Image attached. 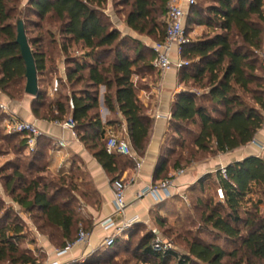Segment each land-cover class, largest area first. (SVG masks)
I'll return each mask as SVG.
<instances>
[{"label":"trees","instance_id":"16d2710c","mask_svg":"<svg viewBox=\"0 0 264 264\" xmlns=\"http://www.w3.org/2000/svg\"><path fill=\"white\" fill-rule=\"evenodd\" d=\"M108 1L29 0L23 5L22 0H0V90L14 102H21L27 96L26 84L23 86L26 65L17 44L20 22L24 24L38 76L46 70L48 61L43 45L59 46L63 42L61 51L65 56L71 47H79L84 55L80 59L66 56V82L61 84L68 86L71 93L46 105L45 93L40 89L39 96L33 98L32 112L39 120L64 122L72 119L77 137L94 152V157L113 182L124 171L132 169L135 160L109 154L106 150V132L100 116V88H106L105 107L125 118L133 150L137 157H143L153 121L146 115L133 78L141 75L140 78L155 83L154 76L160 73L154 68L156 55L151 47L122 36L110 26L104 13ZM202 1L208 5L190 7L186 30L202 27L216 33L204 34L196 41L189 40L183 47V57L190 64L178 74L185 88L191 85L193 89H208L209 92L199 95L187 89L175 96L170 134L155 173V181L159 182L173 178L167 176L168 164L174 170L182 171L206 157L234 152L251 144L264 126V79L257 75L263 68L262 60L256 55L264 48V0ZM169 2L123 0V8H128L124 12V24L142 37L163 43ZM52 22H57L59 27L53 29ZM28 25L33 29H28ZM37 30L40 35L30 37L31 32ZM208 103L212 106L206 105ZM43 109L46 110L43 112ZM0 112V127L5 130L8 117ZM186 126L198 128L190 143L181 141L183 134L193 135ZM16 136L21 139V149L27 152L26 140ZM42 140L39 139L36 152L29 155H39ZM11 170L9 175H4L5 169L0 170L6 197L29 214L40 212L41 230H50L48 237L59 249H65L77 240L80 225L89 233L91 222L82 219L72 209L71 198L58 201L61 192L57 185L30 180L27 171L20 167ZM42 170L39 168L37 172H44ZM226 170L228 179L220 178L217 173L216 183L224 191L225 202L213 204L207 201L203 205L199 197L197 202L205 209L201 214L204 226L216 233V240H224L233 249L193 236L185 241L184 254L174 249L156 252L153 246L157 234L147 232L133 249L134 258L140 260L139 263L264 264V214L261 211L264 160L251 156L231 163ZM62 172L65 173L63 167ZM210 176L204 177L199 185ZM58 178L59 186L66 190L73 193L81 190L77 174ZM201 191L200 195L204 194ZM88 196L91 193L82 191V198ZM187 196L190 200V195ZM255 196H259L258 201L253 199ZM168 201L159 203L158 210L167 206ZM4 205L5 202L0 200V262L36 264V260L20 247L25 236L24 226L16 216L12 218L10 209H4ZM156 223L165 226L159 217ZM135 227L139 228V225ZM133 234L132 237H137L139 232ZM122 239L117 238L107 252H114ZM127 243L133 244V241ZM91 264H99V261Z\"/></svg>","mask_w":264,"mask_h":264},{"label":"crops","instance_id":"0c3cea01","mask_svg":"<svg viewBox=\"0 0 264 264\" xmlns=\"http://www.w3.org/2000/svg\"><path fill=\"white\" fill-rule=\"evenodd\" d=\"M197 29L200 30L202 27H197L194 32H197ZM121 32L124 36H129L151 47L147 43L148 38L134 33L125 24L122 25ZM61 78L66 79V67L62 69ZM154 78H156V85L155 83H149V92L142 91V96L139 97L146 109V115L153 121L145 155L143 157H138L141 167L137 170V164L135 162L132 169L124 171L119 177L128 182L132 181L127 191V202L129 206L126 214L128 219L138 218L136 225L139 226H150V224H152V219L156 216L160 204L152 197L147 196L140 200H136V195L148 186L159 182L155 181V173L162 148L165 145L167 136L170 134L171 107L175 96L181 92L187 91L184 84L180 82L178 72H171L166 75L158 74L154 76ZM105 93L106 88L101 87L99 97L100 116L105 132L107 133L112 130L116 133H120L123 130H127L125 118L120 113H112L105 107ZM55 95H57V93ZM29 98L31 97L27 96L26 99L21 102H14L4 96L2 100L8 106L11 113L17 118L26 121H37L39 123L44 134L43 143L48 146V151L52 153V159L50 160V167L52 170H58L63 167L66 175L77 174L80 189L84 192L91 193V196L82 198L84 202V214L82 215V219L91 222L88 243L86 245L74 246L72 250L63 257H57L56 252L62 249L54 247L49 237L48 240H44L43 243V248L48 251V263L58 261L61 264H76L78 261L88 258L98 251L107 249L103 246V243L108 233L103 230L100 224L106 219L113 217L115 214L111 186L112 179L98 163L94 157V152L84 145L79 138L74 137L71 130L64 129L56 125L53 121L37 119L32 112L33 98ZM52 100L53 102L56 101V97ZM108 123H111V125ZM61 139L66 141L67 148L60 149L57 147V142ZM255 140L264 141V126L257 133ZM251 156H257L264 160V156L260 155L258 148L253 143L228 154L206 157L194 163L192 166L183 169L184 175L177 177L175 184L179 188L180 193H185L186 195L194 193L199 195L202 192L201 189L205 192L208 183H217V171L221 167H227L231 163L243 161ZM56 158L60 159L57 166H54ZM166 171L168 177H175L177 172L181 170H174L172 165L168 164L166 166ZM207 175L211 176L205 183L199 185V182ZM0 187L1 190L4 191L3 186L0 185ZM180 199L183 200L181 197L177 196L173 198V200L171 199V201ZM9 200L11 201V199ZM169 202L170 201L167 203ZM13 204L15 205V203ZM81 227L83 226L80 225V228Z\"/></svg>","mask_w":264,"mask_h":264},{"label":"rangeland","instance_id":"374dc122","mask_svg":"<svg viewBox=\"0 0 264 264\" xmlns=\"http://www.w3.org/2000/svg\"><path fill=\"white\" fill-rule=\"evenodd\" d=\"M122 1L123 0H109L104 10L105 16L107 17L110 26L120 32L122 29V25L124 24V12L128 11V8H123ZM176 1L182 3L186 2L187 0ZM194 1L195 5H201L205 7L206 5H208V3H204L202 0ZM28 2L29 0H22L23 5H26ZM45 27L47 28L46 25ZM51 27L53 29H56L57 27H59V24L57 22H52ZM196 28H194L193 30H191V28H187L186 30L187 38L191 41H196L202 38L204 34L211 33L213 35V33H216L210 32L206 28H202L200 30L197 29V32H194ZM28 29L31 30L33 28L28 25ZM121 34L122 36H124L122 32ZM38 35H40V32L37 30L31 32L30 37H36ZM147 43L151 47H153L155 41L151 38H148ZM62 45L63 42H60L59 46H51L47 43L46 45H43L48 61L46 70L43 73L39 74V87L43 91V93H45L46 105H48V103L50 102H53L52 99L54 97H56L57 100L61 95H69L71 93V90L68 86L61 85L62 83L66 82L65 78H61L63 67H67L66 56L72 59H80L84 55L83 51H81L79 47H71L70 52L65 56L61 51ZM262 52H264V48L262 49V51L256 53L260 60V54ZM257 75L264 79V72L262 70L261 74L258 73ZM140 77L135 76L133 79V81L137 85L138 97L142 96V91L149 92L150 90L149 81L147 80V82L145 79ZM25 84L26 82H24L23 86H25ZM186 89L194 91L199 95L209 92L208 89H193L191 85L187 86ZM56 93L57 95H55ZM26 97L27 96H25V99ZM245 99H247V101L252 104V102L249 101L248 96H245ZM206 105H208L209 107L212 106L210 103ZM45 110L46 109H43V112ZM43 112L41 113L43 114ZM186 127V129L193 133V135H188L187 133H185L181 136V141L184 140L186 141V143H190L194 135L197 133L198 128L196 126ZM20 141L21 139L18 136L14 134H8L3 128L0 127V170L5 169L4 175H9L12 172V167H20L22 171H27L26 173L30 180L42 181L43 184L48 183V185H57L61 192V194L58 196V201L62 202L63 198L70 197L73 201L71 202L72 209H74L76 213L80 215L81 218H83L82 215L84 214V202L81 197L82 190L73 193L68 189L66 190L62 186H59L60 182L58 177L60 175L65 177L66 174L63 172L60 173L61 169L52 170L51 167L48 168L47 164L50 163V160L52 159V153L48 151V146L42 142V146L38 152L39 155H29V153L21 149ZM178 151L179 149L177 148L176 153H178ZM35 156L38 158L36 159ZM59 159L60 158L55 159L56 161L54 162V166H57ZM39 168H42V171L44 172H37ZM3 184L2 174H0V185L3 186ZM217 188L218 185L216 183H208L203 195H196L192 193L188 202H185L181 199L177 201H170L167 206H164L161 210L157 211V217H153L152 224H150V226L140 225L139 228L134 226L135 228H132L129 231L128 235L122 239V242L116 248V250H114V252L108 253V249H104L105 251H98L95 255L93 254L88 258L80 260L76 264H91L95 261H99V264H142L139 263L141 262L140 260L134 258L133 249L136 247L137 241L142 235L147 232L153 233L154 231L161 240L169 243L172 248L180 254L185 253V241L193 236H199L203 241L207 243H217L228 250H232L233 247L227 245L224 240H216V233L211 232V230L204 226L201 221V214L205 213V209L197 201L198 199H201L203 205H205L207 201H212L213 204L221 203L217 195ZM5 196V192L2 191L0 187V200H3L5 202L4 209H10L12 218L16 216L19 219V223L24 226L25 236L24 240L20 242V247L26 250V252H28V254L36 260V264H48V251L43 248V243L44 240H48L50 230H41V227L43 225L41 213L36 211L29 214L25 209L19 207L16 204L14 205V202L12 200L10 201L8 197L5 198ZM197 197L199 198L197 199ZM253 199L255 201H258L259 196H255L253 197ZM261 211L264 214V199ZM1 214L2 213H0V216ZM158 217L164 221V227H160L157 225L156 220ZM82 228L85 230L84 226ZM138 232L139 234L137 237H132L133 233L136 234ZM190 234L192 236H190ZM56 238L60 240L58 235H56ZM129 240L133 241V244L127 243V241ZM52 244L57 248L55 241H53ZM0 264L10 263L0 262Z\"/></svg>","mask_w":264,"mask_h":264},{"label":"built area","instance_id":"2783aa9c","mask_svg":"<svg viewBox=\"0 0 264 264\" xmlns=\"http://www.w3.org/2000/svg\"><path fill=\"white\" fill-rule=\"evenodd\" d=\"M195 4L194 0H187L186 2L179 3L176 0H171L168 5V12L166 17V35L163 43H155L152 47L155 52L154 68L161 74L166 75L171 72H179L183 68L189 66V62L183 57V47L188 44L186 23L191 6ZM262 68L264 72V52L261 54ZM3 93L0 90V110L8 117L5 121L4 127L8 134L21 136L27 142V152L34 153L38 147V141L43 137V132L37 121H26L17 118L11 113L8 106L3 102ZM56 125L64 129L71 130L73 136L77 137L75 132V123L72 119L66 122H55ZM106 150L109 154L128 157L135 160L139 170L141 167L140 160L133 150L129 140L127 130L116 133L112 130L106 133ZM259 150L260 155L264 156V141L252 142ZM57 147L60 149L67 148L66 141L63 139L57 142ZM218 176L224 180L228 179L226 167H221L218 171ZM184 175V171H179L175 177L165 181L158 182L150 185L143 191L137 193L136 200L144 197H152L157 203H162L167 200L173 199L177 196L181 197L185 202H188V196L185 193H180L179 188L176 186L175 181L177 177ZM132 181L119 178L112 182V192L114 198L115 214L113 217L106 219L100 225L103 230L108 233L107 238L104 240L103 246L109 248L113 246L117 238L126 237L129 231L137 224L138 218L128 219L127 210V191ZM217 195L220 202H225L224 191L219 186L217 188ZM156 234V232L154 231ZM90 233L85 231L82 227L77 240L73 244H68L65 249L56 252L57 257H63L68 254L76 245H86L88 243ZM156 252H165L172 250V246L161 240L159 236L156 237L153 246ZM48 264H61L58 261Z\"/></svg>","mask_w":264,"mask_h":264},{"label":"water","instance_id":"95a60500","mask_svg":"<svg viewBox=\"0 0 264 264\" xmlns=\"http://www.w3.org/2000/svg\"><path fill=\"white\" fill-rule=\"evenodd\" d=\"M17 44L21 50V57L26 65V86L25 94L31 98H37L40 94L39 76L34 60V56L26 35L25 27L22 22L18 24Z\"/></svg>","mask_w":264,"mask_h":264}]
</instances>
